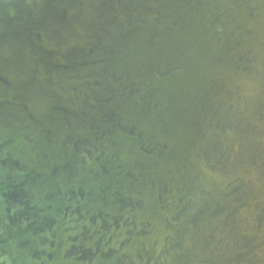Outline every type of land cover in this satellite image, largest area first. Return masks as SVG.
I'll list each match as a JSON object with an SVG mask.
<instances>
[{
	"label": "water",
	"instance_id": "obj_1",
	"mask_svg": "<svg viewBox=\"0 0 264 264\" xmlns=\"http://www.w3.org/2000/svg\"><path fill=\"white\" fill-rule=\"evenodd\" d=\"M0 264H264V0H0Z\"/></svg>",
	"mask_w": 264,
	"mask_h": 264
}]
</instances>
